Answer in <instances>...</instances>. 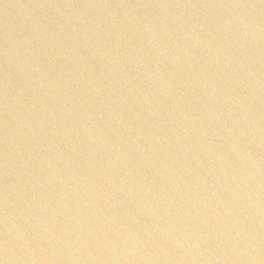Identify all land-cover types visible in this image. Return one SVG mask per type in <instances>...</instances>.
Here are the masks:
<instances>
[{"label": "water", "instance_id": "95a60500", "mask_svg": "<svg viewBox=\"0 0 264 264\" xmlns=\"http://www.w3.org/2000/svg\"><path fill=\"white\" fill-rule=\"evenodd\" d=\"M0 264H264V0H0Z\"/></svg>", "mask_w": 264, "mask_h": 264}]
</instances>
